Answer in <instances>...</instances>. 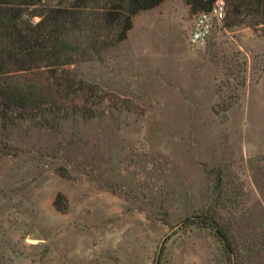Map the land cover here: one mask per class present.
<instances>
[{"label": "rangeland", "instance_id": "obj_1", "mask_svg": "<svg viewBox=\"0 0 264 264\" xmlns=\"http://www.w3.org/2000/svg\"><path fill=\"white\" fill-rule=\"evenodd\" d=\"M201 11L164 0L68 65L100 116L0 126V264H155L169 232L160 264H264V25L197 46Z\"/></svg>", "mask_w": 264, "mask_h": 264}, {"label": "trees", "instance_id": "obj_2", "mask_svg": "<svg viewBox=\"0 0 264 264\" xmlns=\"http://www.w3.org/2000/svg\"><path fill=\"white\" fill-rule=\"evenodd\" d=\"M43 0H0V126L19 120L53 129L65 118L105 113L106 94L75 76L68 65L104 53L127 38L134 16L164 0H73L69 6L40 8ZM215 0H185L209 10ZM39 16L38 20L34 18ZM264 25V0H226L224 26ZM56 119V120H54ZM59 202L57 200V206ZM211 226L233 253L229 236ZM171 232L164 240L170 238Z\"/></svg>", "mask_w": 264, "mask_h": 264}, {"label": "built area", "instance_id": "obj_3", "mask_svg": "<svg viewBox=\"0 0 264 264\" xmlns=\"http://www.w3.org/2000/svg\"><path fill=\"white\" fill-rule=\"evenodd\" d=\"M226 17V0H215L209 10L201 11L194 20L190 41L197 46H205L212 33L223 25Z\"/></svg>", "mask_w": 264, "mask_h": 264}, {"label": "water", "instance_id": "obj_4", "mask_svg": "<svg viewBox=\"0 0 264 264\" xmlns=\"http://www.w3.org/2000/svg\"><path fill=\"white\" fill-rule=\"evenodd\" d=\"M163 245H164V239L161 240L159 246H158V250L156 253V260H155V264H160V260H161V254L163 251Z\"/></svg>", "mask_w": 264, "mask_h": 264}]
</instances>
